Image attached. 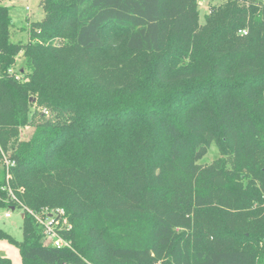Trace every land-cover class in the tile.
I'll use <instances>...</instances> for the list:
<instances>
[{
  "label": "trees",
  "instance_id": "trees-1",
  "mask_svg": "<svg viewBox=\"0 0 264 264\" xmlns=\"http://www.w3.org/2000/svg\"><path fill=\"white\" fill-rule=\"evenodd\" d=\"M222 1L40 0L26 41L0 3V210L71 224L0 228L19 264H264V2Z\"/></svg>",
  "mask_w": 264,
  "mask_h": 264
},
{
  "label": "rangeland",
  "instance_id": "rangeland-1",
  "mask_svg": "<svg viewBox=\"0 0 264 264\" xmlns=\"http://www.w3.org/2000/svg\"><path fill=\"white\" fill-rule=\"evenodd\" d=\"M40 0H1L0 3L7 5L9 8V15L12 19V29L15 30L12 35L13 41H26L27 33L24 28L30 21H38L43 15L44 11L39 5ZM222 0H199V22L203 24L204 15L208 12L209 4H221ZM247 6V5H245ZM24 66V59L19 55L16 59L15 69L19 70ZM42 110V108H40ZM45 110L43 109L42 112ZM33 130V126L27 125L22 127L20 131V138H28ZM218 156V150L214 143L207 149L206 154L198 163L206 165L211 163ZM0 210V215H2ZM0 228L11 235L15 240L22 239V216L19 210L15 209L11 212L9 218L0 217ZM197 245V244H196ZM0 255L8 257L14 264H19L21 256L18 248L8 242L6 239H0Z\"/></svg>",
  "mask_w": 264,
  "mask_h": 264
},
{
  "label": "built area",
  "instance_id": "built-area-1",
  "mask_svg": "<svg viewBox=\"0 0 264 264\" xmlns=\"http://www.w3.org/2000/svg\"><path fill=\"white\" fill-rule=\"evenodd\" d=\"M264 2V0H262ZM243 34L246 33V30L242 31ZM0 161L5 165L6 179L9 177L8 167L14 164L13 161H10L6 158L4 154L0 158ZM11 199H14V195L9 189ZM23 216V211L25 210L30 214L35 221L42 227L43 233V242L47 245H52L55 247H71V240L65 238L61 232L63 229H70L71 224L66 218L65 212L62 208H48L45 207L40 211L32 210L27 207L16 208ZM15 210L13 206L2 209V215L0 217L9 218L11 212Z\"/></svg>",
  "mask_w": 264,
  "mask_h": 264
},
{
  "label": "water",
  "instance_id": "water-1",
  "mask_svg": "<svg viewBox=\"0 0 264 264\" xmlns=\"http://www.w3.org/2000/svg\"><path fill=\"white\" fill-rule=\"evenodd\" d=\"M30 99H32V98H30Z\"/></svg>",
  "mask_w": 264,
  "mask_h": 264
}]
</instances>
